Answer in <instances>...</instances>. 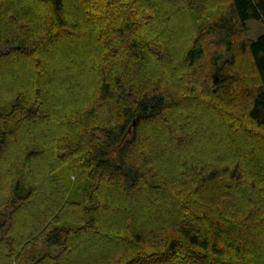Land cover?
I'll return each mask as SVG.
<instances>
[{
  "label": "trees",
  "instance_id": "16d2710c",
  "mask_svg": "<svg viewBox=\"0 0 264 264\" xmlns=\"http://www.w3.org/2000/svg\"><path fill=\"white\" fill-rule=\"evenodd\" d=\"M224 3L0 0V264H264V0Z\"/></svg>",
  "mask_w": 264,
  "mask_h": 264
},
{
  "label": "rangeland",
  "instance_id": "374dc122",
  "mask_svg": "<svg viewBox=\"0 0 264 264\" xmlns=\"http://www.w3.org/2000/svg\"><path fill=\"white\" fill-rule=\"evenodd\" d=\"M225 3L223 7H225L228 3V0H221ZM210 5V4H209ZM188 19H184L187 21ZM264 33V25L259 22H252L248 25V35L251 39H256ZM69 106V105H67ZM50 157L48 154L45 158ZM43 169H45L46 164H42ZM48 171V167L45 169ZM56 175L63 180V183L66 188L67 197L71 203H82L83 196L85 191L88 189L89 181H88V173L82 167L81 162H78V158L73 160V162H69L64 164L60 170L57 171ZM39 246L42 248L43 243H39ZM53 252H57V250H53Z\"/></svg>",
  "mask_w": 264,
  "mask_h": 264
},
{
  "label": "water",
  "instance_id": "95a60500",
  "mask_svg": "<svg viewBox=\"0 0 264 264\" xmlns=\"http://www.w3.org/2000/svg\"><path fill=\"white\" fill-rule=\"evenodd\" d=\"M218 79L215 80V83H217Z\"/></svg>",
  "mask_w": 264,
  "mask_h": 264
}]
</instances>
